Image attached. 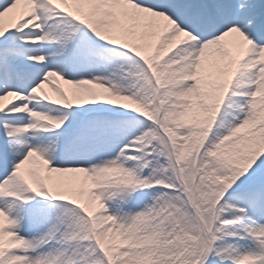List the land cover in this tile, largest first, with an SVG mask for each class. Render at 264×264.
I'll return each instance as SVG.
<instances>
[{
    "label": "snow or ice",
    "instance_id": "obj_1",
    "mask_svg": "<svg viewBox=\"0 0 264 264\" xmlns=\"http://www.w3.org/2000/svg\"><path fill=\"white\" fill-rule=\"evenodd\" d=\"M0 264H264V0H0Z\"/></svg>",
    "mask_w": 264,
    "mask_h": 264
}]
</instances>
